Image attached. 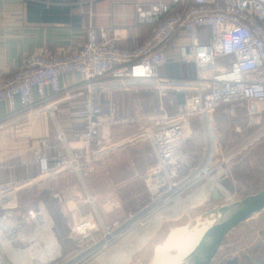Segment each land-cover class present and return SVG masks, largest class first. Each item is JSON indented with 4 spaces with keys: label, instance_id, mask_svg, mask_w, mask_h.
Listing matches in <instances>:
<instances>
[{
    "label": "built area",
    "instance_id": "built-area-1",
    "mask_svg": "<svg viewBox=\"0 0 264 264\" xmlns=\"http://www.w3.org/2000/svg\"><path fill=\"white\" fill-rule=\"evenodd\" d=\"M133 7L136 24L151 27L138 45L121 48L115 36L106 37L100 29L99 38L97 30L90 26L80 45L30 54L15 72L0 78V102L7 104L11 121H18L25 113L41 112L56 119L63 100L82 99V108L71 112L82 119V126L71 129L69 135L58 130L55 143L49 137L37 139L30 149L31 158L20 160L23 166L36 165L37 177L1 182L2 207L8 199H14L19 189L52 177L74 173L84 183L92 161L115 147L111 140L115 126L146 122L142 131L128 140L139 142L151 157L140 174L147 194L144 207L129 212L124 220L117 217L105 222L97 217L94 197L87 195L92 209L73 226L72 250L41 264H76L75 252L90 255L98 250L97 232L106 246L123 234L133 216L146 215L171 201L196 179L211 172L212 167L224 170L223 166L252 142L264 139V0H156L134 2ZM172 38L176 39V59L193 64L194 77L158 74V69L172 60L167 47ZM70 73L80 74L81 79L65 88L61 78ZM141 90L154 93L159 104L156 113L121 116L114 103L103 111L105 94ZM170 93L183 95L176 100L172 112L162 104ZM239 106L244 107L246 127L258 129L251 141L224 156L213 146L210 117L219 109L225 116L235 117ZM197 118L207 142L201 159L193 166L189 157L181 153L196 135ZM6 121L2 120L0 126ZM0 168L9 169L11 165L0 164ZM213 187L222 197H228L221 186ZM53 198L60 201V193H53ZM103 205L112 210L119 207V200L114 195ZM0 264L22 263L0 259Z\"/></svg>",
    "mask_w": 264,
    "mask_h": 264
},
{
    "label": "crops",
    "instance_id": "crops-1",
    "mask_svg": "<svg viewBox=\"0 0 264 264\" xmlns=\"http://www.w3.org/2000/svg\"><path fill=\"white\" fill-rule=\"evenodd\" d=\"M150 1L156 0H0V78L15 72L23 59L30 54L44 51L56 52L68 45H80L84 42L86 30L90 26L97 30L99 38L100 29L105 31L106 37L115 36L117 45L121 48H132L138 45L148 36L151 27L136 24L133 3ZM47 8H49L48 12L43 13ZM63 15L66 17L62 18ZM109 28L113 31H109ZM175 42L176 39L172 38L167 45L172 53V60L160 67L158 74L178 78L189 77L190 73L194 76L193 64H184L176 59L173 48ZM80 79V74L70 73L61 78V85L66 88L80 82ZM147 94L149 93L144 90L105 94L102 109L106 111L109 104L114 103L121 116L137 114L145 117L154 114L158 109L155 103H152L151 95ZM182 96V93L168 94L165 100L166 109L172 112L175 109L173 103ZM17 106L20 108L18 103ZM240 107L237 108V112L242 115L244 109ZM81 108L82 99L63 100L59 105L57 119H52L45 112H41L33 115L25 113L20 119L18 118V121H16L17 118L11 121L8 118L10 112L7 104L0 102V122L7 120L5 125L0 126V164L11 165L9 169L0 168V183L21 182L37 177L38 167L34 164L23 166L20 160L31 158L30 149L36 144L38 138L49 137L51 142L55 143L58 130H63L69 135L71 129H79L82 126V119L72 115L71 112ZM224 116L223 110L219 109L210 117L214 148L221 145L219 141L217 145L215 142L221 135L218 132L220 128L217 129V127L227 124ZM145 125L146 122H139L115 126L111 133V140L115 143V147L92 161L91 171L85 177L84 183L74 173L59 175L43 183L19 189L14 199H8L3 207L0 206V259L18 261L22 264H41L69 253L73 248L71 241L73 226L82 214L92 209L87 201V195H92L94 199L104 197L97 192V188V191L95 190L97 187L95 181H98L99 176L105 171L110 170L114 174L127 172L131 176V182L133 181L136 185H133V188H126L127 191L124 193L116 194L119 207L112 209L113 211L106 210L103 202L102 208L106 213L101 219L105 222L114 217L124 220L129 212L137 211L147 194L144 184L135 176L140 177L150 164L151 157L147 150L142 149L139 142L128 140ZM194 126L197 129L192 139L194 141L190 140L181 153L189 157V160L193 162L191 164L199 162L207 142L206 133L198 118L194 119ZM230 128L232 131L233 127ZM238 128L235 127V131L230 133L239 134ZM255 132L256 130L252 132V135ZM196 144L200 145L199 150ZM237 146V144L229 146L228 151ZM125 187L124 185L123 188ZM262 187L264 184L260 188ZM142 188L145 194L141 198L139 194ZM53 193H60L61 200H55ZM108 196L109 194L106 196L107 199ZM34 208L42 209L51 221L49 232L51 231L54 241L59 244L60 250L56 255H54L56 244L52 241L53 239L45 234L41 236L40 241L35 242L36 235L34 236L28 230L30 228L33 231V227L25 223V219L28 218L26 214ZM127 222L123 234L111 240L106 246L102 245L104 241L101 240L100 231L97 232L98 250L91 256L83 253L82 256H76V264H134L133 261H136L137 256L143 251V245L157 239L162 226L171 223L167 217L160 215V211L146 215L137 214ZM65 228L67 230L63 231L62 229ZM261 229H264L262 213L255 215L246 224L240 225L231 232V238L222 247V255L227 254L228 258H232L236 253L231 254V247L241 241L244 236L246 241L242 247L252 246ZM248 231L250 232L247 234ZM240 249L241 247H237V252Z\"/></svg>",
    "mask_w": 264,
    "mask_h": 264
},
{
    "label": "rangeland",
    "instance_id": "rangeland-1",
    "mask_svg": "<svg viewBox=\"0 0 264 264\" xmlns=\"http://www.w3.org/2000/svg\"><path fill=\"white\" fill-rule=\"evenodd\" d=\"M144 91L151 95L152 103H155L156 108H158L159 104L154 93L149 90ZM165 100L166 97L162 101V104L166 109ZM175 102L173 103L174 105ZM240 108L244 109L243 106H241ZM57 118L58 112L56 114V119ZM224 118L227 120L225 121V123L227 124H223V126L217 127V129L220 128L218 129V132H220L221 135L218 136V140L215 143L217 145L218 141L220 142L221 145L218 148L221 150L222 154L226 156L231 153V151L236 150L241 145H245L246 143L251 141L255 135V133L252 135V132L257 130L258 128L255 129L256 127H246V116L244 112L242 113V115L237 112V115L235 117L224 116ZM230 127H233L232 131ZM235 127H239V134L230 133L235 131ZM137 133L131 135L129 139L135 138L137 136ZM236 144L238 146L235 149L228 151L231 146ZM198 147H200V145L196 144L197 150H199ZM141 151L145 152L144 150ZM262 156H264V140L261 139L252 142V145L248 146L247 149L243 150L234 159L229 160L227 164L223 166L224 170H217V166L212 167L211 172L204 174L200 178L196 179L194 183L184 189L178 196L171 199V201L162 203L158 205L157 208L155 207L152 212L160 211V215H162L163 217H167L169 221H171V223L167 226H162V231L157 239L151 242L149 241L147 244L143 245V251L137 256L136 261L134 260L133 263L151 264L154 256V250L158 245L159 248L157 247V253L160 251V257H162L163 255L162 261H165L168 255L172 253L175 254V251H173V249L177 248L178 244L185 238L189 229L192 227L197 228V224H200V222H202L206 218H210L213 209L218 205L211 196V189L213 186H221V188L226 192V195L228 196H223L224 202H221L220 204L241 199L244 196L257 191L262 186V184H264V157ZM190 162L193 163L192 161ZM192 165L194 166L196 164ZM129 171L130 170H128V172ZM134 176L135 175H133V177ZM135 177L141 180V178L137 175ZM131 180V176L127 172L114 174L109 170L108 172L105 171V173L99 176L98 181H95V186L97 185V187H95V190L97 188L98 191H96L104 197H95L98 218L103 217L106 213L102 208L103 202H105V200L107 199L106 196L109 194L108 197H112L116 194H119L120 192L124 193V191H127L126 188H133V185L136 184H133V181L131 182ZM124 185L126 186L125 188H123ZM143 194L145 193L143 192L142 188V191L139 194L141 198L144 197ZM141 207L143 208L144 204H141L140 208ZM262 214H264V212H262ZM49 222L51 224L50 220ZM62 230L66 231L67 229L65 228ZM47 233L49 232L47 231ZM230 238L231 236L229 234V236H227L226 238V241H228ZM83 254H79V252H76V255L79 256H82Z\"/></svg>",
    "mask_w": 264,
    "mask_h": 264
},
{
    "label": "water",
    "instance_id": "water-1",
    "mask_svg": "<svg viewBox=\"0 0 264 264\" xmlns=\"http://www.w3.org/2000/svg\"><path fill=\"white\" fill-rule=\"evenodd\" d=\"M211 193L212 199L221 205L220 203L224 200L217 187H212ZM216 210L218 217L215 220L216 223L209 229V240L206 246L201 252V247L198 248L197 256L185 258L184 264H264V229L258 231V238L252 246L242 247L246 241L244 236L241 241L231 247V254L236 253L232 258H228L227 254L222 255V247L227 236L255 215L264 212V187L241 199L219 206ZM237 247H241L238 252Z\"/></svg>",
    "mask_w": 264,
    "mask_h": 264
},
{
    "label": "bare ground",
    "instance_id": "bare-ground-1",
    "mask_svg": "<svg viewBox=\"0 0 264 264\" xmlns=\"http://www.w3.org/2000/svg\"><path fill=\"white\" fill-rule=\"evenodd\" d=\"M228 203H222L221 205H217L212 213L210 218H206L200 224H197V228H190L187 232L185 238L178 244L177 248H174L173 251H175V254L168 255L167 259L165 261H162V257H160V251L157 253V248L154 250V256L151 261V264H184L185 258L195 257L198 254V248L201 247L200 252L204 249L206 246L208 240H209V229L216 223L217 219V208L219 206H224ZM42 206V205H41ZM40 207V206H37ZM37 208L31 209L30 212L26 214L27 219H25V223H29L33 227L32 229L28 228L29 231L33 233V235H36L35 242L41 240V236H49L50 239H53L52 234L49 232L50 230V222L48 220L47 215L42 211V209ZM40 211V212H38ZM42 218V219H41ZM45 224V226H44ZM45 227V228H44ZM192 229V230H191ZM46 231V233L44 232ZM47 231L49 233H47ZM207 233V236H206ZM51 235V236H50ZM56 244V252L54 255L59 253V244H57V241L52 240ZM159 248V247H158ZM192 252V253H191ZM165 255V254H164ZM48 260V259H47ZM46 262V261H44Z\"/></svg>",
    "mask_w": 264,
    "mask_h": 264
},
{
    "label": "trees",
    "instance_id": "trees-1",
    "mask_svg": "<svg viewBox=\"0 0 264 264\" xmlns=\"http://www.w3.org/2000/svg\"><path fill=\"white\" fill-rule=\"evenodd\" d=\"M48 9H49V8H47V9H44L43 13H45V12H48ZM63 12H64V11H63ZM65 17H66V15H63V16H62V18H65ZM166 65H167V64H166ZM190 72H191V71H190ZM192 75H193V74H192V73H190V76H189V77H185V78H192V77H194V76H195V75H194V76H192Z\"/></svg>",
    "mask_w": 264,
    "mask_h": 264
}]
</instances>
